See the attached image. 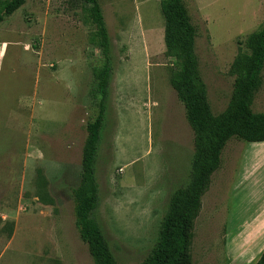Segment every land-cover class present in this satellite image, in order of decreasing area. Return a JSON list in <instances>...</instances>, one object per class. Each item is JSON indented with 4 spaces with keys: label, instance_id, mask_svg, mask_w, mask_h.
Wrapping results in <instances>:
<instances>
[{
    "label": "rangeland",
    "instance_id": "obj_1",
    "mask_svg": "<svg viewBox=\"0 0 264 264\" xmlns=\"http://www.w3.org/2000/svg\"><path fill=\"white\" fill-rule=\"evenodd\" d=\"M99 2L112 77L95 216L118 264H137L157 239L170 193L188 181L193 135L169 82L174 60L165 53L160 0ZM183 2L216 114L231 94L234 57L264 24V0ZM80 16L71 0H25L0 22V264H93L70 192L96 114L89 91L101 58ZM261 74L254 111H264V66ZM202 223L200 216L192 262L221 264L213 249L224 240Z\"/></svg>",
    "mask_w": 264,
    "mask_h": 264
},
{
    "label": "trees",
    "instance_id": "obj_2",
    "mask_svg": "<svg viewBox=\"0 0 264 264\" xmlns=\"http://www.w3.org/2000/svg\"><path fill=\"white\" fill-rule=\"evenodd\" d=\"M80 8L81 21L91 28L89 42L99 51L100 62L91 69L89 91L96 114L86 124L77 183L70 188L74 225L86 245L93 264H118L95 212L99 204L96 161L108 111L112 77L111 41L99 0H71ZM25 0H0V22L23 5ZM165 53L174 60L170 85L183 105L192 130L193 152L188 181L173 190L161 219L157 239L137 264H193L191 244L194 222L212 173L220 163L221 150L230 138L264 141V112H254L252 102L263 83L264 24L244 40L248 51L236 54L230 66L234 76L225 108L214 114L195 52L197 28L183 0H160ZM255 264H264V250Z\"/></svg>",
    "mask_w": 264,
    "mask_h": 264
},
{
    "label": "crops",
    "instance_id": "obj_3",
    "mask_svg": "<svg viewBox=\"0 0 264 264\" xmlns=\"http://www.w3.org/2000/svg\"><path fill=\"white\" fill-rule=\"evenodd\" d=\"M200 216L202 227L224 240L213 249L221 264L256 263L264 250V141L226 142L195 223Z\"/></svg>",
    "mask_w": 264,
    "mask_h": 264
}]
</instances>
